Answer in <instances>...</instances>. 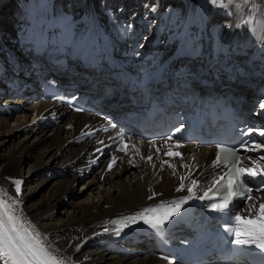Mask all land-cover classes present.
Returning a JSON list of instances; mask_svg holds the SVG:
<instances>
[{"label":"bare ground","instance_id":"6f19581e","mask_svg":"<svg viewBox=\"0 0 264 264\" xmlns=\"http://www.w3.org/2000/svg\"><path fill=\"white\" fill-rule=\"evenodd\" d=\"M55 1L43 16L37 14L33 0H10L0 10V84L12 80L19 87L37 85L34 73L28 83L11 76L18 70L24 75L38 68V63L31 68L26 65L25 58L48 56L62 74L72 71L74 60L90 68L98 58H105L103 63L125 70L126 83L132 87L128 99L159 84L170 88L177 100L188 101L194 88L212 77L233 91L242 109L253 108L264 117L259 107L264 97L254 91L258 85L264 87V27L258 23L264 20V0H240L239 6L236 0L226 9L210 0H187L181 20L165 8L166 0H108L107 10L95 4L97 0H84L73 12L75 23L68 25L64 9L61 19L54 18ZM15 9L11 20L7 16ZM253 13V24H243ZM138 37H144L145 43L162 39L164 46L173 44L174 48L167 54L151 55L149 46L143 44L132 47L124 58L117 56L116 44ZM186 53L202 58L203 67L196 63L169 67V62L176 63ZM244 88L251 93L242 92ZM36 95L32 103L26 97L15 102H8L9 96L0 99V187L19 196L26 221L70 258V264H163L147 251L143 233L130 228L135 223L123 227L114 222L119 215L131 217L187 196L186 189L176 191L179 176L189 174L182 165L190 166L199 192L212 174L213 151L189 144L174 148L171 143L143 141L130 134L126 155H110L105 150L103 127L94 116L41 99L37 90ZM257 122L264 125L262 119ZM169 150L181 156L166 155ZM260 156L264 149L244 150L240 167H252V161L264 165ZM113 157L115 164L109 170ZM16 180L22 181L20 193L15 192ZM79 181L83 183L80 191L75 188ZM184 183L190 185V180ZM87 193L92 197L80 198ZM252 196L264 197V192ZM250 203L245 201L243 215ZM113 227L122 228L119 235L111 231Z\"/></svg>","mask_w":264,"mask_h":264},{"label":"snow or ice","instance_id":"6c2138e0","mask_svg":"<svg viewBox=\"0 0 264 264\" xmlns=\"http://www.w3.org/2000/svg\"><path fill=\"white\" fill-rule=\"evenodd\" d=\"M233 0H210L214 6L228 8ZM253 9L256 5L253 3ZM256 19L254 13L249 14L247 19L242 20L245 25H252ZM261 27H264V20L258 21ZM259 107L264 109V102ZM177 132L180 128L176 129ZM258 134L264 137V129L257 130ZM253 129L248 128L246 134H251ZM118 135H121L118 133ZM170 140L171 137H168ZM102 143V142H101ZM179 147V144L177 145ZM218 152L215 159L212 161V167H221L222 165H231L228 171L214 179L212 185L199 197L196 196L198 181L191 179V168L189 165L182 167L189 169L188 176H179L180 184L176 189L177 192L187 190L188 195L181 197L178 201L167 202L168 207L165 209V202H161L153 207L145 208L134 216L127 217L126 220L131 223H136L137 219L149 224L153 229L162 230L165 223L170 218L178 213L181 206L193 198L198 199H215L220 195L218 203H212L210 207L216 211L230 210L234 198L242 197L245 201H251L246 205L244 215L232 213L231 226L226 228L230 236L234 237L233 243L236 245L249 246L258 248L264 253V197L257 196L254 198L251 193L253 188L245 183V178H260V186L255 191L257 193L264 191V165H260L257 161H252V167L239 166L240 149L257 152L264 149V144L250 145L248 141H244L239 148H228L223 145H218ZM122 151H127L125 145ZM159 151V149H157ZM97 151H100L98 149ZM166 155L181 156L179 152L169 150ZM150 161L151 156L147 157ZM251 160V157H249ZM258 160H264V156L258 157ZM168 163V161H164ZM115 164V157L112 163L108 165L111 170ZM171 166V165H170ZM175 175V172L173 173ZM185 180H190V185L184 183ZM22 181H14L15 192L20 193ZM223 188V194L220 189ZM215 189V192L213 191ZM209 193H212L209 196ZM155 195V194H154ZM153 197H149L152 199ZM22 203L19 196L9 195L8 191L0 187V264H70V258L63 256L62 251L58 248H53L51 242L46 236L41 233L30 221H26L21 214L19 205ZM160 209H165L162 214H156ZM123 227H128V223H124ZM108 231V229H105ZM119 235L122 228L114 229ZM80 245H77L79 250Z\"/></svg>","mask_w":264,"mask_h":264},{"label":"rangeland","instance_id":"374dc122","mask_svg":"<svg viewBox=\"0 0 264 264\" xmlns=\"http://www.w3.org/2000/svg\"><path fill=\"white\" fill-rule=\"evenodd\" d=\"M9 1L10 0H0V10ZM51 1L52 0H33V4H34V7L36 9L37 14L43 16L44 14L49 12ZM83 1L84 0H56L55 3L52 5V9H51L52 11L51 12H52L54 18L59 20L62 18V13H63V9H64V13L66 14V16H64V21H65L64 23L66 25L74 24L75 23V16H74L73 12L75 10H79L82 7L81 3ZM107 1L108 0H97L95 2V4L101 5L104 7L105 10H107ZM120 1L122 2L124 0H120ZM151 1H153V0H151ZM176 1L177 0H166L165 8L168 10H171L173 12L174 16H176L177 19L181 20L185 17V14H186V9H187L186 2H187V0H179L177 2V4H175ZM233 1H234L233 3L236 2V0H233ZM238 1H240V0H237V2H236L237 6H239V4H240ZM132 8H136V6L133 5ZM13 12H16V9L14 11L10 12L7 16L11 20H13V18H14ZM18 12H20L21 14L24 13V11H22L21 9L18 10ZM22 17H24V14L22 15ZM162 42H163L162 39H160L158 41H151V42L146 41V43H145L144 37H138L135 39V41L122 42L121 44H116L115 46L120 49V52H119V54H117V56L118 57L121 56L122 58H124L128 52H131L132 47H134V46L140 47L143 44H146L149 46V50H150L151 55H161L163 52H164V54L171 52L172 49L174 48V46H172L173 44H171V46H169V47L168 46L166 47V46H164V44ZM171 43H173V42H171ZM133 44H135V45H133ZM182 56H183L182 58L179 57L180 59L179 58L177 59L176 68L182 67V66H185V67H189L191 65L194 66L195 63L198 65H201V64H203L202 61H204V60H201L202 58L200 59V57H197V56L192 57V55L189 53H186ZM243 59H246V58L243 57ZM260 91L263 92V90H260ZM82 184L83 183H81V181L76 182V185H75L76 190L80 191L82 189V186H83ZM87 196L92 197V194L87 193V194H85V196H81L80 198H85Z\"/></svg>","mask_w":264,"mask_h":264}]
</instances>
